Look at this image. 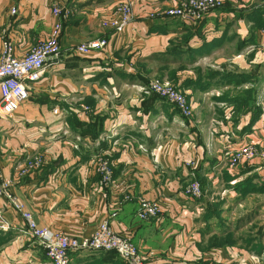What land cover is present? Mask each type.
<instances>
[{"label": "crops", "instance_id": "crops-1", "mask_svg": "<svg viewBox=\"0 0 264 264\" xmlns=\"http://www.w3.org/2000/svg\"><path fill=\"white\" fill-rule=\"evenodd\" d=\"M120 1L0 0V52L8 40L18 57L49 36L54 4L68 10L59 59L28 84V100L0 118V177L14 181L13 194L39 226L89 237L109 221L130 236L144 264H192L202 255L227 261V250H204L217 221L202 237L200 216L204 201L223 200L240 178L227 181L236 171L224 152L247 141L264 148V0H223V8L194 23L160 15L177 0H131L133 20L115 32L102 22ZM97 38L107 40L105 48L75 53L76 45ZM153 78L187 96L189 119L146 90ZM34 155L43 164L20 176ZM99 157L113 169L107 185L95 170ZM191 161L195 169L186 167ZM194 179L203 202L184 193ZM140 197L158 202L160 214L139 220ZM0 218L9 226L0 229V264H50L1 195ZM69 259L124 264L111 251L79 249Z\"/></svg>", "mask_w": 264, "mask_h": 264}, {"label": "built area", "instance_id": "built-area-1", "mask_svg": "<svg viewBox=\"0 0 264 264\" xmlns=\"http://www.w3.org/2000/svg\"><path fill=\"white\" fill-rule=\"evenodd\" d=\"M222 0H177L175 4L162 10L161 16L177 18L185 22L200 21L207 12L219 9ZM14 12V9H12ZM66 5L56 3L52 6L54 24L49 36L37 40L23 56H15L10 41L2 42L0 52V118L11 116L18 107L29 98V83L37 81L43 74L49 62L59 59L61 49L58 41L62 20L67 16ZM133 20L131 0H121L111 16L102 22L106 28L122 32ZM107 40L97 38L80 43L74 47L75 53L88 56L105 48ZM147 91L157 94L172 104L183 118L192 114V108L186 95L169 82L153 78L147 86ZM228 162L249 163L255 159L264 160V148L253 142H244L223 154ZM39 155L26 160L18 170L20 176L27 175L43 164ZM186 167L195 169V162H187ZM96 172L101 185H107L112 180L113 169L108 161L99 157L96 160ZM14 181L0 177V195L11 202L15 210L20 212L24 220L25 234L35 239L44 249L50 264H70L69 253L74 250L86 249L92 251H113L127 264H144L138 248L130 236L113 230L109 221H102L89 237H72L61 231L39 226L24 203L13 194L11 188ZM184 192L189 197L199 199L202 190L197 179L190 181ZM136 217L147 220L160 214V205L156 201L140 197L138 199ZM114 215V214H112ZM8 224L0 218V229L7 230Z\"/></svg>", "mask_w": 264, "mask_h": 264}, {"label": "rangeland", "instance_id": "rangeland-1", "mask_svg": "<svg viewBox=\"0 0 264 264\" xmlns=\"http://www.w3.org/2000/svg\"><path fill=\"white\" fill-rule=\"evenodd\" d=\"M222 3L224 4L223 0ZM223 6L224 5H222L221 8H223ZM170 105L175 108L172 104ZM255 160L262 159L258 158ZM237 163L238 162H229L228 167H231L232 170L236 171V174L232 176H236L235 178L240 177L239 179H236L234 183L241 181L242 179L244 180L245 178L252 183L246 192L233 187L234 183H229L228 186L231 185L229 187L230 192L227 191L222 195L224 198L223 200H220L219 197H217L216 201H204L203 194L202 197L198 199L199 201H204L202 210L203 214L200 216L201 218L204 213H206L205 208L207 203H218L219 209L222 210V213L217 215V217L222 220H217L216 228L218 232L213 234H223L226 231H232L234 233L231 244L224 247L211 246V248H206L207 246H205L204 248L206 251L211 250L210 252H212V250L215 252L217 249L227 250L229 254L228 260H216L213 257L206 258L202 255L200 258L205 260L204 264H264V168H261V166L259 169L256 168L259 164L262 165L264 162L259 161L258 164L253 165L255 166L253 170L239 175L237 174L244 164L239 165ZM245 165L249 166L250 163ZM252 185L260 186L262 189L253 188ZM186 195L189 196L188 194ZM215 222L216 221L212 222L211 225ZM222 223L223 225H221ZM205 225L206 223H204V226ZM211 225L209 226V229ZM202 237H204V235H202Z\"/></svg>", "mask_w": 264, "mask_h": 264}, {"label": "trees", "instance_id": "trees-1", "mask_svg": "<svg viewBox=\"0 0 264 264\" xmlns=\"http://www.w3.org/2000/svg\"><path fill=\"white\" fill-rule=\"evenodd\" d=\"M73 117H74L72 120L73 124L81 125V123L75 118V116H73ZM257 118H258V112H255L251 117L250 124L253 123ZM84 125H87V128H88L87 131L92 133V136H93L94 134L91 131V124H84ZM98 130H100V128H98ZM242 133H244V132H242ZM245 164H248V163H244V166L241 167L242 169L239 170V173L237 175L250 172L251 170H253L255 168V166H253V165L246 166ZM261 166H262V168H264V163ZM235 177L236 176H232V175L228 176L227 181H229L231 179H236ZM250 184H252V183H250L249 180L245 178L244 180L242 179L241 181L235 182L233 184V187H235L236 189L241 190L243 192L244 191L246 192V190L248 189ZM230 186H228V187H230ZM200 187H201V184H200ZM252 187L262 189V188H260V186H253L252 185ZM201 190H202V188H201ZM205 209H206V213H204V215L201 218L206 223L203 230H201L202 235H204L205 233H208L209 226L211 225L212 222L217 221V220L222 221L219 217H217L218 214L222 213V210L219 209L218 203H207ZM221 225H223V223ZM233 234L234 233L232 231H226L223 234H211L209 236V238L207 239V243H206L207 247L206 248H211V246L212 247H224V246H227L228 244H231V242L233 241ZM111 252H113V251H111ZM113 253L116 254L115 252H113ZM116 256L119 260H121V258L117 254H116ZM121 262H123L124 264H127L123 260H121ZM204 262H205V260L199 258V259L195 260L194 262H192V264H204Z\"/></svg>", "mask_w": 264, "mask_h": 264}]
</instances>
